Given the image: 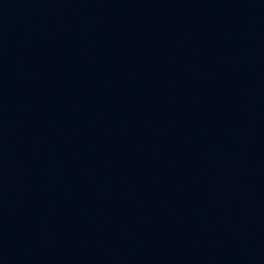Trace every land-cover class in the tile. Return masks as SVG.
I'll list each match as a JSON object with an SVG mask.
<instances>
[{"label": "water", "instance_id": "obj_1", "mask_svg": "<svg viewBox=\"0 0 264 264\" xmlns=\"http://www.w3.org/2000/svg\"><path fill=\"white\" fill-rule=\"evenodd\" d=\"M0 264H264V0H0Z\"/></svg>", "mask_w": 264, "mask_h": 264}]
</instances>
